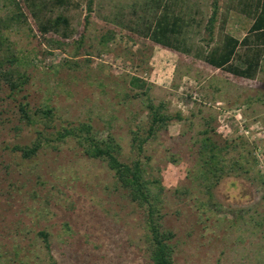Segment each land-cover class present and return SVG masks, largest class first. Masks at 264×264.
Listing matches in <instances>:
<instances>
[{
  "label": "rangeland",
  "instance_id": "rangeland-1",
  "mask_svg": "<svg viewBox=\"0 0 264 264\" xmlns=\"http://www.w3.org/2000/svg\"><path fill=\"white\" fill-rule=\"evenodd\" d=\"M12 1L0 0L1 16ZM18 1L25 20L0 49L4 68L26 77L17 92L0 77V264H151L145 207L76 137L56 139L53 127L85 121L159 180L175 264H264V64L250 79L205 58L247 33L257 0H218L212 35L211 0H94L90 13L87 0ZM148 103L179 117L139 149L131 130L145 133ZM205 128L220 148L218 179L204 163ZM37 140L31 158L13 150Z\"/></svg>",
  "mask_w": 264,
  "mask_h": 264
},
{
  "label": "trees",
  "instance_id": "trees-1",
  "mask_svg": "<svg viewBox=\"0 0 264 264\" xmlns=\"http://www.w3.org/2000/svg\"><path fill=\"white\" fill-rule=\"evenodd\" d=\"M94 0H87V12L92 11ZM13 12L6 16L0 15V49L8 43L9 36L7 33L13 28L19 26L22 20H25V15L22 12L21 5L18 0H13ZM218 12V0H211V14L206 21V29L209 35L213 33L216 16ZM88 13L84 19L87 21ZM55 26L64 24L68 21L63 16H56L52 22ZM40 29L46 31L48 27L45 24L39 25ZM171 30V27L169 29ZM159 35L154 34L155 42L161 36H166V27H160ZM245 47L244 54L238 52V48ZM207 62L217 68L224 69L234 75L245 78H254L255 73L264 64V0H257L256 13L247 33L238 39L231 35H225L223 44L220 49H213L205 56ZM10 63L16 61V57L8 60ZM4 62L0 60V77L8 84L11 92L21 90V85L26 80V77L18 73L14 75V70L10 67L4 68ZM134 80H138L133 78ZM149 109V124L143 135L139 129L131 130L132 142L134 146L142 148L143 143L154 134L158 127L165 125L167 122L179 117L163 112V104L155 105L154 103L147 104ZM18 110L21 119L25 124L33 125L35 120L30 114L27 103L19 102ZM40 113H50L49 109H40ZM48 116V115H47ZM55 128L54 134L57 140H64L66 137H76L79 144L84 146V153L93 158H101L106 161L110 170L113 171L117 185L127 192L129 199L136 202L146 209V228L149 235V258L151 264H175L173 260V247L171 239L173 232L165 228L158 219L159 212V193L162 190L159 180H150L146 174L147 171L143 167L140 159H135L131 162L123 161L120 158V147L110 134L105 138L96 137L93 126L89 121L78 122L77 124L69 122L65 125L60 124V127ZM210 129H203L202 141L204 147L207 148V158L205 165H210L213 177L218 179V173L222 170L221 158L219 157V149L214 137L209 133ZM38 136H42V131H37ZM41 147L39 140L32 142L30 145H15L13 150L19 151L22 158H31L36 155ZM217 149V150H216ZM219 150V151H218ZM212 163V164H211ZM45 248L48 250V233L39 231Z\"/></svg>",
  "mask_w": 264,
  "mask_h": 264
}]
</instances>
